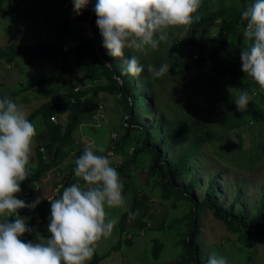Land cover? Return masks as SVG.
<instances>
[{"label": "trees", "instance_id": "obj_1", "mask_svg": "<svg viewBox=\"0 0 264 264\" xmlns=\"http://www.w3.org/2000/svg\"><path fill=\"white\" fill-rule=\"evenodd\" d=\"M64 1L69 6L68 10H71V0ZM94 4L95 0H91L79 15L90 22L93 29V34H86L84 42L69 43L59 39L35 45H14L9 49L0 48V57L5 56L10 62L20 55L48 56L56 66L54 73L24 88L46 87L44 102L27 118L32 122L36 117H41L46 120L47 128L37 134V166L27 171V178L20 185L21 191L15 195L18 198L24 194L32 195L30 188L47 172L69 160L75 151L81 155L83 150L77 147L81 145L80 141L74 135L84 117L88 119L95 115L92 105H95L96 110L101 108L96 102L97 95L100 92H108L115 97L120 94L125 110L123 118L126 121L122 122L125 133L109 150L114 153L121 151L123 160L119 163L110 162L120 176L126 177L124 192L133 193L131 205L119 216L122 239L117 243L122 241L123 245L120 250L132 246V236L137 234L133 231L147 229L150 220L157 214L150 210L151 197L147 189L133 184L136 167L148 158L150 186H159V195L164 201H172L174 208L177 202L187 206L183 215L185 228L177 234L176 244L181 249V256L166 264H207L204 253L208 245L212 247L214 255L223 256L216 242H210L215 238L202 220L203 214L209 212L217 219L213 221L215 223L211 229L214 231L218 228L219 238L240 245L235 264H256L255 252L246 248L250 242L264 240V183L252 204L251 212L241 207L242 192L238 188L233 201L225 205L219 198L218 184L222 171L204 152V148L212 152L213 147H216L213 151L215 154L229 156L233 144V141L226 139L229 132L243 129L252 138V148L246 158L249 160H245L247 165L243 169L253 172L257 169V162L264 161V89L240 68L239 50L246 46L242 35L245 22L241 20L240 13L250 4V0H201L192 22L170 26L166 30V39L159 43L156 50L148 49L143 54L126 50L121 60L120 57L109 56L108 50L103 47V37L96 25L97 17L92 11ZM70 26L71 21L67 20L59 27L71 33ZM181 33H187L188 37L185 38ZM191 34L193 37L188 46ZM131 54L137 55L138 60L145 65L144 70L135 77L121 74L122 60ZM162 63L169 64V72L159 78L151 77L147 66L158 68ZM193 67L199 72H193ZM205 68L209 70L208 74L204 73ZM236 82L240 83V90H247L250 94L255 92L244 112L237 111L233 102V86ZM64 88L65 92H60ZM201 98L206 103L203 104ZM184 102L185 107L181 106ZM57 114H68L65 122H53L52 116ZM145 114L152 117V123L141 119ZM63 123H66L65 126ZM219 128L222 132H218ZM243 152L240 151L241 159ZM104 154H107V150ZM111 157L109 155V159ZM197 161L199 167L196 166ZM206 162L207 167L204 164ZM74 166H67L66 171L69 172L64 176V186L61 185L59 194L63 187L72 183L83 184L82 180L72 178ZM201 167L204 180L196 171ZM188 176L187 182L185 179ZM202 187H205L203 199L194 195ZM19 212L21 215L28 213L29 226L41 228L43 221H48L50 201L44 199L35 209L24 208ZM129 218L132 227L126 224ZM169 227L174 228V223H171V219H163L158 228L166 231ZM19 239L27 241L26 237ZM152 242L147 258L152 256L158 260L166 243L161 237H154ZM110 254L105 252L99 255L96 244L91 264H98L99 260ZM139 257H136L137 261Z\"/></svg>", "mask_w": 264, "mask_h": 264}, {"label": "clouds", "instance_id": "obj_2", "mask_svg": "<svg viewBox=\"0 0 264 264\" xmlns=\"http://www.w3.org/2000/svg\"><path fill=\"white\" fill-rule=\"evenodd\" d=\"M71 2L73 13L80 15L91 0ZM200 3L201 0H95L92 11L107 54L124 57L126 50L141 54L148 49L156 50L166 39L170 26L192 22ZM240 18L245 22L242 35L246 45L239 50L241 71L264 89V0H250ZM122 65L121 74L133 77L145 68L135 54L123 59ZM169 69L167 63L158 68L147 66L153 78L164 76ZM254 94L241 90L233 99L236 110L246 111ZM52 120L56 123L57 115ZM32 122L13 99L0 98V216L14 217L11 221H0V264H87L93 257L96 242L107 238L117 223V218L107 217L105 208L125 204L120 174L112 166L110 154H97L104 152L102 147L85 146L75 158L73 168L74 176L83 184L62 186L58 197L44 195L50 201L47 218L50 235L43 239L38 235L36 242L22 241L19 237L32 233L34 228L19 210L35 209L42 201L41 196L26 202L15 195L28 175L32 141L44 130L37 131ZM37 124H40L38 120ZM231 139L237 142V137ZM207 264H228V261L222 255H212Z\"/></svg>", "mask_w": 264, "mask_h": 264}, {"label": "rangeland", "instance_id": "obj_3", "mask_svg": "<svg viewBox=\"0 0 264 264\" xmlns=\"http://www.w3.org/2000/svg\"><path fill=\"white\" fill-rule=\"evenodd\" d=\"M233 4H235V2ZM0 5V48L2 49H9L14 45H35L59 39H64L69 43L84 42L86 34L89 32L92 33L89 22L79 15L72 13V9L68 10L69 6L64 0H2ZM67 20L71 21V33H67L65 28L59 27L60 24H65ZM182 34L183 33H181V35ZM186 34L187 33L183 34L185 38L188 37ZM192 37L191 34L188 38V46L191 44ZM119 60H121V57ZM55 69V64L48 56L36 57L35 55H20L12 62L5 56L0 57V98L7 96L13 99L25 110L26 116L28 117L34 109L44 102L43 94L46 87L34 86L29 90H25L24 88L33 81L48 77L50 74L54 73ZM198 70L199 69L196 67L192 68L193 72L198 73ZM203 70L204 73H209L207 68ZM77 73L81 72L77 71ZM65 90L66 88L62 89L60 92H65ZM240 91V83L236 82L233 86L234 99L238 97ZM119 96L120 94L115 97L108 92H100L96 97V102H98V106L100 105L101 108L98 107V110H96L94 108L95 105H92V109L95 110V115L88 119L84 117L74 135L77 140L79 139L81 144L77 147L82 150L87 145L102 147L104 152L97 154L103 155L105 150H107V154L112 156L110 158L111 162L115 163L121 162L123 160V155L121 151H115L114 153L109 149L110 147H114L116 141L120 140L125 133V129L122 128V122L126 121L123 118L125 110ZM201 100L203 104L206 103L203 98H201ZM165 102L170 105L167 99H165ZM185 105L186 102L181 103V106L185 107ZM57 115H59L57 116L58 121L65 122L66 115L68 114ZM35 119V122L32 123L36 126L37 131L47 128L45 119L41 117H36ZM141 119L152 123V117L150 115H142ZM37 120L40 123L39 125L37 124ZM65 124L66 123H63L64 126ZM218 132H222V129L219 128ZM232 137H237V142H233L232 151L229 150L231 153L229 156L215 154L213 151L216 150V147H213L212 152L210 149L204 148V152L206 156L213 161V164L216 163L222 171L220 183L218 184L221 194L219 198L225 202V205H228L233 201L236 189H241L242 197L240 199V205L242 208L251 212L252 204L259 195L260 188L264 183V161H258L257 169L253 172L243 169V166L247 165L246 161L249 160L246 158L249 155L248 151L252 148V138L250 134L246 133L243 129H235L229 132L226 139L232 141ZM239 140L242 142H239ZM221 141L222 140L219 142ZM36 143V140H34L33 147ZM217 148L219 149V146ZM241 150L244 151L242 159L240 158ZM132 151L133 146L130 148V153ZM34 156H36L34 151H31L27 169L34 170L33 168L36 164ZM78 156V152L76 153L75 151L69 160L66 159L62 164L51 169L40 180L35 182L29 190L34 193L31 199L34 200L37 196H41V199L44 200V195L58 197L61 185L64 186V176L69 172V170L66 171V168L69 164H74L75 158ZM204 164L205 167H207L208 163L206 162ZM149 166L150 160L148 158H146V162L142 161L139 163V167H136L134 171L135 182L133 184L137 185V187L146 188L150 193V210L152 213H157L156 216L153 220H150L147 229L140 231L132 230L137 233L132 236L134 244L126 247L124 250H120L123 245L122 241L121 243H117L122 239L121 227L118 224L120 220L119 216L128 209L133 198L132 192L128 191V194L124 192L125 181L127 180L126 177L120 176L123 182L122 195L125 198V204L119 208H105L107 217L117 218V223L107 238L102 237L96 242L97 253L99 255L105 252L111 253L108 257L100 260L98 264H166L180 258L181 249L176 244L178 241L177 234L178 232H182L185 228V223H183L185 219L183 215H185L184 213L187 206L182 202H177V207L174 208L172 201H164L162 199L159 195V186L153 188L150 186L151 181L148 183ZM196 166L199 167L198 161L196 162ZM196 171L198 176L204 180V176L202 175L203 168L196 169ZM72 178L79 179L75 176ZM188 180L189 176L185 181L188 182ZM204 191L205 187H202L198 189L194 195L203 199ZM28 197L30 196L24 194L20 198L27 200L29 199ZM22 217L28 222L29 216L27 212H24ZM4 219L11 221L14 217L0 216V221ZM163 219H167V221L171 219V223H174L175 227H169L166 231H161L158 227L163 222ZM202 220L206 222L204 223L205 227L209 229L211 235L215 238L214 241L211 240L210 242H216L220 254L226 257L228 264H235L240 245H236L232 241L225 242L226 239L219 238V235H217L219 233L217 227L214 231L211 229L215 223L213 221L217 220L212 212L203 214ZM47 223L48 221H43V227L40 228L35 226L32 233L26 232L21 237H26L27 241L32 240L36 242L38 240V235L42 239L49 236L50 233L47 231ZM126 224L128 227H132L130 225V218ZM154 237H161L166 243L161 258L158 260H155L152 256L147 258L148 255L150 256L153 244L152 239ZM247 246V250L255 252L256 264H264V240H255V242H250ZM140 254L141 257H139ZM212 255H214L212 247L208 245L204 256L208 260ZM137 256L139 257L138 261L136 259ZM89 263L91 264V260L87 262V264Z\"/></svg>", "mask_w": 264, "mask_h": 264}, {"label": "crops", "instance_id": "obj_4", "mask_svg": "<svg viewBox=\"0 0 264 264\" xmlns=\"http://www.w3.org/2000/svg\"><path fill=\"white\" fill-rule=\"evenodd\" d=\"M37 144V143H36ZM36 144H35V146H36ZM35 146L33 147V141H32V151H34V153H35V155H36V151L34 150L35 149ZM34 158H35V156H34ZM36 159V158H35ZM37 166V162H36V164H35V166H34V168ZM27 170H32V169H27ZM34 195V193L32 192V195H30V197H32ZM30 197H29V199H27L26 200V202H30ZM42 200V199H41Z\"/></svg>", "mask_w": 264, "mask_h": 264}, {"label": "water", "instance_id": "obj_5", "mask_svg": "<svg viewBox=\"0 0 264 264\" xmlns=\"http://www.w3.org/2000/svg\"><path fill=\"white\" fill-rule=\"evenodd\" d=\"M89 25H90V22H89ZM91 27V26H90ZM91 29H92V27H91ZM92 34H93V29H92Z\"/></svg>", "mask_w": 264, "mask_h": 264}]
</instances>
